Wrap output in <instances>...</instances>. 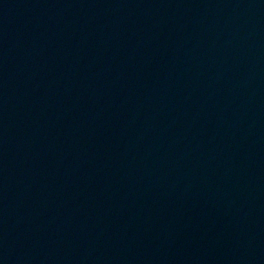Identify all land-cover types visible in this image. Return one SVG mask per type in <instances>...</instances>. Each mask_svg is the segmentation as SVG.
<instances>
[{
    "label": "water",
    "instance_id": "obj_1",
    "mask_svg": "<svg viewBox=\"0 0 264 264\" xmlns=\"http://www.w3.org/2000/svg\"><path fill=\"white\" fill-rule=\"evenodd\" d=\"M0 264H264V0H0Z\"/></svg>",
    "mask_w": 264,
    "mask_h": 264
}]
</instances>
